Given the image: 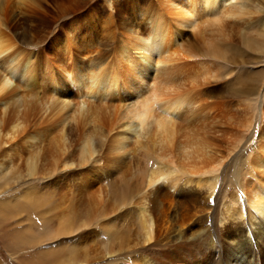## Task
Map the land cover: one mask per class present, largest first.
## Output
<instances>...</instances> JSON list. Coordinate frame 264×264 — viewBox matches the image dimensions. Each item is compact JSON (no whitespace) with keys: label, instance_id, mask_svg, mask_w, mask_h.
<instances>
[{"label":"bare ground","instance_id":"1","mask_svg":"<svg viewBox=\"0 0 264 264\" xmlns=\"http://www.w3.org/2000/svg\"><path fill=\"white\" fill-rule=\"evenodd\" d=\"M263 14L264 0H153L142 31L135 27L120 34L107 57L49 71V89L38 86L43 76L36 73L31 53L15 50L0 29V147H10L0 155L2 188L22 176L83 166L103 154L108 164L132 166L134 181L110 184L109 190L78 186L87 199L85 215H96L99 222L93 260L264 263V98L252 150L229 157L216 145L221 125L233 126L226 139L235 149L253 125V109L209 102L201 90L203 81L221 73L223 62L234 55L229 41L234 27L244 49L264 51ZM184 28L192 31V42L180 40ZM60 84L76 90L72 108L61 100ZM33 99L38 112L55 118L27 131ZM108 191L119 202L112 217L102 208ZM22 198L31 204L50 201L39 190ZM62 215L56 235L74 232L72 218Z\"/></svg>","mask_w":264,"mask_h":264},{"label":"rangeland","instance_id":"2","mask_svg":"<svg viewBox=\"0 0 264 264\" xmlns=\"http://www.w3.org/2000/svg\"><path fill=\"white\" fill-rule=\"evenodd\" d=\"M152 7L153 0H2L0 29L16 46L15 50L31 53V61L36 62L33 63L36 73L44 79L37 80L39 85L36 83L49 89L46 73L55 72L60 66L82 67L88 60L107 57L120 34L135 29L140 32L145 28ZM230 33L229 41L236 49L234 55L223 62L221 73L203 81L201 90L209 102H224L239 111L247 105L252 107L253 125L242 134L235 149L227 145L226 139L232 125H221V132L215 138L222 154L246 156L253 148L261 122L258 110L264 98V51L255 53L244 49L239 43L237 28ZM193 39L192 31L184 28L180 40L192 42ZM60 85L57 90L62 95L61 100L69 101V108H72L77 100L76 90ZM44 91L36 92V98L42 97ZM56 98L60 99L59 95ZM36 105V99H33L27 106V131L39 125L40 128L47 126L55 118L52 113L38 112ZM9 148L7 143H2L0 155ZM105 160V155H95L92 162L83 166H72L44 177L22 176L6 190L0 184V264H107V260L100 263L92 259L93 236L99 222L96 215L92 218L85 215L87 199L79 188L81 184H88L92 190L95 185L109 190L110 184L116 187L121 182L132 184L134 178L132 166L116 167ZM172 189H169L170 193L175 194ZM28 190L45 193L49 203L26 202L22 196ZM104 196L102 208L112 217L118 213L119 202L109 191L104 192ZM66 212L72 218L74 232L56 235L57 222ZM81 219H85L84 226L82 222L80 224ZM99 233V241L103 242L104 234ZM74 247L78 248L76 257L70 258L68 252Z\"/></svg>","mask_w":264,"mask_h":264}]
</instances>
